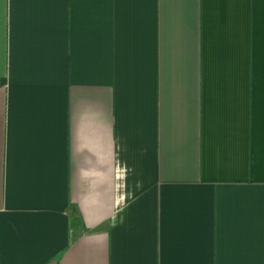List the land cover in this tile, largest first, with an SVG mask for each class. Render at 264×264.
Masks as SVG:
<instances>
[{
    "label": "crops",
    "instance_id": "obj_1",
    "mask_svg": "<svg viewBox=\"0 0 264 264\" xmlns=\"http://www.w3.org/2000/svg\"><path fill=\"white\" fill-rule=\"evenodd\" d=\"M0 264H264V0H0Z\"/></svg>",
    "mask_w": 264,
    "mask_h": 264
}]
</instances>
